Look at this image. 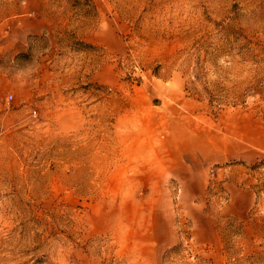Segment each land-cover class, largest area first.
<instances>
[{
    "label": "rangeland",
    "instance_id": "obj_1",
    "mask_svg": "<svg viewBox=\"0 0 264 264\" xmlns=\"http://www.w3.org/2000/svg\"><path fill=\"white\" fill-rule=\"evenodd\" d=\"M0 264H264V0H0Z\"/></svg>",
    "mask_w": 264,
    "mask_h": 264
},
{
    "label": "water",
    "instance_id": "obj_2",
    "mask_svg": "<svg viewBox=\"0 0 264 264\" xmlns=\"http://www.w3.org/2000/svg\"><path fill=\"white\" fill-rule=\"evenodd\" d=\"M153 103H155V104H158V103H159V101L153 100Z\"/></svg>",
    "mask_w": 264,
    "mask_h": 264
}]
</instances>
